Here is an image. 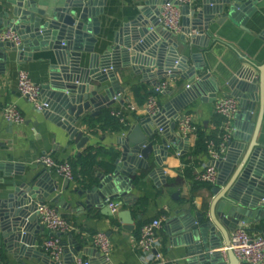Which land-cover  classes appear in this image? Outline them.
<instances>
[{
    "label": "water",
    "instance_id": "1",
    "mask_svg": "<svg viewBox=\"0 0 264 264\" xmlns=\"http://www.w3.org/2000/svg\"><path fill=\"white\" fill-rule=\"evenodd\" d=\"M256 1L205 0L202 7H182L183 10L186 8L182 13L187 26L182 29L179 42L171 32L162 31L157 20L159 9L150 15L142 11L136 19L123 24L109 49L98 55L93 52L102 13L96 8L97 0L56 1L51 9L38 8L37 0H0V34L5 29H12L22 40L19 45L0 42L2 64L30 60L38 51L52 52L50 81L42 86V91L51 92L52 102L42 99L47 107L36 112L63 128L78 149L88 141V136H84L78 126L82 115L87 112L96 116L115 101L123 103L120 86L123 68L130 67L145 78L153 76V80L146 79L153 87L165 78L180 77L187 82V88L164 104L158 115L145 116L130 127L127 136L119 139L120 149L104 164L103 171L95 173L81 188L68 191L63 187L67 194L60 197L61 201L68 199L69 205L78 209L100 208L102 213L113 215L109 203L131 192L134 181L142 176L137 174L138 170L149 171L145 179L164 182L160 160L170 144H175L180 137L179 133L174 134L180 112L197 99L214 101L224 86L230 90L224 95L234 97L244 111L246 121L249 120L256 100L253 86L256 78L251 77L249 66L256 70L255 76L263 67L259 69L244 60L242 67L222 85L206 70L203 51L217 41L208 32L209 24L215 21L220 24L225 20L245 23L255 11ZM186 36H189L190 44H199V52L188 53ZM200 38L202 43H198ZM84 53L88 54L85 67L81 65ZM149 92L158 94L154 88ZM238 116L237 113L235 117ZM234 139L236 141L229 144L235 151H228L223 160L214 163L221 171L208 214L193 213L190 207L172 218L184 241L187 264H218L220 253L216 249L229 245V233L242 224L264 218V144L252 142L248 145L240 136ZM152 153L155 156L153 167L147 163ZM68 183L65 180L66 186ZM57 189L49 173H37L16 185L6 197H0V242L3 247L15 256L39 258L44 264H72L85 255L90 256L91 264L98 260L111 264L92 247L81 248L77 244L64 247L60 262L52 261L35 248L33 234L44 228L39 224L37 208ZM54 197L57 200L59 195ZM116 216L124 230L134 231L131 210H121ZM227 257V263L221 264H238L230 249Z\"/></svg>",
    "mask_w": 264,
    "mask_h": 264
},
{
    "label": "crops",
    "instance_id": "2",
    "mask_svg": "<svg viewBox=\"0 0 264 264\" xmlns=\"http://www.w3.org/2000/svg\"><path fill=\"white\" fill-rule=\"evenodd\" d=\"M37 1L38 8L51 9L55 6L56 1L62 2L63 0ZM97 1L96 8L102 13L99 16L100 31L97 35V41L93 45V52L98 55H102L109 49L113 44L116 33L123 24L136 19L142 11H146L148 15L154 13V11L160 9L162 4V0ZM204 1L199 0L198 7H202ZM254 7L255 11L245 23L239 24L225 20L220 24L217 21L209 24L208 32L217 41L203 51L207 63L206 70H209L212 75L218 78L222 85L236 70L242 67L244 60L259 69L263 67V70H260L259 74L257 73L258 75L255 76L256 70L249 66L251 77L256 78V84L253 85L255 86L254 96L256 100L249 120L246 121L245 113L239 107L237 112L239 116L235 117L233 121L235 127L231 142L236 141L234 137L240 136L245 139V144L248 145L252 142L264 144V0H257ZM185 10L186 8L182 9V11ZM183 16L181 19L182 29L187 26L184 23ZM162 31L169 30L162 26ZM181 34L182 30L176 34L172 33V37L178 41ZM186 37L188 43L186 50L188 53L199 52V44H190L189 36ZM202 40L200 38L198 43H202ZM179 52H181V49H179ZM53 61L51 51L34 52L32 59L21 62L2 64L0 60V197H6L14 191L16 185L30 180L37 173H49L58 189L45 200V203L52 204L73 228L70 233L61 235V241L65 248L73 244L80 245L81 248H94L91 241L92 236L96 232L102 231L110 238L111 248L106 257L111 264H144L139 253L133 247L139 228L146 221L163 217L164 220L158 230V237L164 259L168 263L178 261L180 264H187L188 256L185 252L184 241L172 218L180 214L181 210L190 207H192L193 213L200 212L207 215L209 205L215 198L217 187V182L215 184H205L195 179L197 172L203 170L208 163L205 151L196 152L197 133L180 134V139L178 138L175 144H170L167 153L160 160L164 170V182L161 179H145L144 176L149 171L138 170L137 174L141 173L142 176L134 181L135 186L132 187L131 192L125 197L111 201L119 204L113 215L102 213L100 208L82 210L70 206L68 199L65 201L60 200V197L62 198L67 194L62 188L66 187L68 191L76 187L81 188L95 173L104 170V164L111 160L115 151L120 149L119 139L127 136L130 127L139 123L146 116L142 109L145 101L139 103L133 90L138 86H144L148 91L152 90L154 87L146 79L148 81L153 80V76L148 75L145 78L141 73L134 72L130 67L123 68V79L120 83L123 89L121 94L123 103L115 101L109 108L100 110L96 116H92L87 112L82 115L78 126L84 132V136H88V141L78 149L75 143L69 140V136L63 128L54 122L48 121L42 114H38L32 104L17 92V74L19 70L27 71L31 80L40 85L42 91V86L50 81V69ZM87 63L88 54L84 53L81 65L85 67ZM162 82H167L166 90L154 95L161 108L187 88L186 80L180 79V77L175 79L165 78L159 81V83ZM229 92V88L224 86L222 91L217 93V98L214 101L201 102L197 99L187 105L180 112L179 119L175 124L174 134L178 133L180 118L189 115L193 118L197 129L202 131L207 138L214 135L220 121V117L214 111V104L216 100L225 96L224 93ZM41 99L51 103V92L49 90L42 91ZM8 104L17 105L24 117L23 123H9L4 120L2 109ZM129 105L136 106L137 110H130ZM103 110L121 111L125 118V124L122 125V128L116 131L105 130L91 133L84 118H95ZM170 135H172V132H170ZM89 147H91L90 153L96 156L97 162L101 163H99V166L98 164L93 165L90 173L85 175L80 172L79 164H75L73 167L71 161L73 162L83 156ZM228 151L233 152L235 148L230 147L229 144L226 154ZM41 154L51 155L59 161L70 162L75 181H69L66 186L65 178L49 172L43 166L37 165L35 160ZM154 159L155 156L152 153L147 160V163L152 167ZM220 171L217 170V177ZM57 194L59 197L55 200L54 196ZM143 198L146 199V202L142 207H139L140 200ZM124 209L132 211L135 222V229L132 232L124 230L121 221L116 216L118 212ZM39 224H42L40 220ZM241 226L250 235H260L264 232V218ZM33 235L36 239L35 248L42 251L40 244L50 235L49 230L44 227L42 230L38 229ZM219 249H216V251L219 252ZM0 254L3 255L5 264H44L39 258L15 256L8 252L1 242ZM82 259L89 260L91 264L89 255L82 256ZM223 260L220 253L217 263L221 264V262H224ZM96 264H103V262L98 260Z\"/></svg>",
    "mask_w": 264,
    "mask_h": 264
},
{
    "label": "built area",
    "instance_id": "3",
    "mask_svg": "<svg viewBox=\"0 0 264 264\" xmlns=\"http://www.w3.org/2000/svg\"><path fill=\"white\" fill-rule=\"evenodd\" d=\"M199 0H164L160 6L157 16L158 23L176 34L182 30L181 19L182 7L193 8ZM9 41L15 45L21 44V36L12 29H6L0 34V42ZM167 88V82L159 83L154 90L162 93ZM17 92L30 102L36 111H41L47 104L41 99V87L34 83L28 72L19 70L17 74ZM132 111L136 106L129 105ZM146 116L158 115L162 108L154 95L148 96L142 106ZM239 110L238 101L232 96H224L216 100L214 111L220 117L214 135L205 140V157L207 165L196 174V181L205 184H215L217 181V169L215 162L223 160L229 143L234 133V119ZM111 114L125 124V118L121 111H111ZM4 120L9 123L21 124L24 117L16 104H8L2 109ZM160 131V129H159ZM197 126L193 118L184 115L179 120L178 133L189 135L196 133ZM35 163L43 166L49 172H53L68 181H75L72 165L68 161H59L48 154L39 155ZM213 163V164H211ZM112 213H115L119 204L110 202ZM40 222L46 227L50 235L40 244L41 250L46 253L52 261L60 262L62 259L64 244L61 241L62 234L70 233L73 228L70 223L61 216L58 210L49 203L39 205L37 208ZM164 218L157 217L141 224L133 247L139 253L144 264H180L178 261L168 263L160 250L161 242L158 230L162 226ZM92 245L100 254L107 256L111 248L110 238L105 232H96L92 236ZM230 249L238 260V264H264V232L260 235H250L242 226L233 230L229 236V245L219 249L224 262L227 263V250ZM0 264H5L0 254ZM75 264H90L89 260L77 258Z\"/></svg>",
    "mask_w": 264,
    "mask_h": 264
},
{
    "label": "trees",
    "instance_id": "4",
    "mask_svg": "<svg viewBox=\"0 0 264 264\" xmlns=\"http://www.w3.org/2000/svg\"><path fill=\"white\" fill-rule=\"evenodd\" d=\"M134 96L136 100L139 103L144 102L148 96H150V92L144 87V86H138L134 88ZM85 123L89 126L90 132L91 133H96L97 131H105V130H110V131H116L122 128V123L119 122V119L116 118L111 114L110 111H104L99 114L97 117L92 118V117H86L84 118ZM197 133V142H196V152H202L205 151V140L207 138L206 135L199 129L196 131ZM91 147L86 149V152L84 153L83 156H80L78 159L75 161H71L73 167L75 164H79L82 172L85 175H88L93 167V165L98 164L101 162H97L95 159V155H92L90 153ZM146 202V199L143 198L140 200L139 207H142ZM138 234V233H137ZM136 234V235H137ZM3 259V255H2Z\"/></svg>",
    "mask_w": 264,
    "mask_h": 264
}]
</instances>
